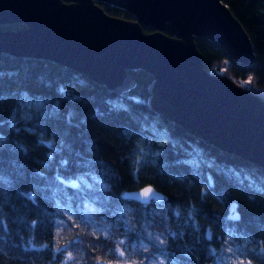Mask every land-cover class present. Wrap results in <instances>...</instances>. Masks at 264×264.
<instances>
[{
  "label": "trees",
  "instance_id": "16d2710c",
  "mask_svg": "<svg viewBox=\"0 0 264 264\" xmlns=\"http://www.w3.org/2000/svg\"><path fill=\"white\" fill-rule=\"evenodd\" d=\"M222 1L227 4L246 31L254 57L250 63L244 64L230 58L216 40L195 35L194 42L202 53L203 66L209 71L221 72L264 95V0ZM97 2L109 13L125 17L133 16L129 10L122 7L101 0ZM6 25L18 26L20 23ZM141 27L144 30L151 28L146 24H141ZM127 70L134 78L137 85L136 91L146 97L148 94L146 86L151 79L150 73L140 67ZM0 72L5 74L0 78V93L11 94L9 100L0 104V119H6L11 109L16 106L15 93L20 92L21 89L48 97L46 89L37 87L39 77L42 75L52 82L53 87L58 80L70 79L76 82L79 79L90 84L97 94L113 96L118 94L117 91L92 80L78 70L44 57L14 55L0 50ZM8 73H18V76L10 77ZM99 106L103 110L102 105ZM134 107L137 111H150L154 114L160 120L161 126L167 129L169 137L178 145V147L167 148L162 157V160L169 162L171 172L184 176L188 181L191 178L190 170L183 166L173 167L171 162L180 159L185 152L198 147L207 157H214L218 164L226 168L231 167L239 171L242 176L248 174L254 182L250 184L245 180L240 183L235 178L218 174L216 169L205 170L206 173L211 172L213 184L210 188L212 199L200 205L203 208L204 217L202 224L210 222V226H218V228L209 227L214 233V239L204 240L205 229L203 228L201 233H198L202 238L201 243H195L193 238L187 235L183 240H169L168 253L182 260L180 248L188 245L198 264H264V166L189 133L181 125L152 108ZM60 109V112L51 116L50 119L59 122L61 129L67 131L68 137L65 138L63 133L57 135V147H60L61 140L65 147L56 154L53 165L66 158L68 169L72 172L92 170L97 175H103L106 181L111 182L113 203H120V190L135 186L125 169H121L124 180L120 182L113 179L111 173L102 166L103 160L94 158L95 148L92 139L99 136L101 139L98 142L103 144L106 136L104 129L97 131L96 128H90L91 124L98 122L99 116L93 117L91 109L82 108L77 103L65 101L63 98H61ZM69 110L74 113L71 118L68 117ZM21 127H24V124H21ZM0 132L9 136L12 141L18 140L25 143L30 153L25 155L8 149L0 151V173L8 177L6 181L0 182V264H95L96 259L112 262L128 261L131 264H141V262L153 264V261H147V254L143 253V248L140 249L141 254H137L136 241L132 240L130 243L122 234L123 229L110 230L99 218H96L99 228L95 224L81 223L77 217L49 203L44 199L43 193H35L40 197L39 202L22 196L21 192L31 191V186L38 182L31 174L32 169L48 171L49 175L53 174L41 163L48 162V150L36 146L35 142L39 133L37 135L17 133L7 128L0 129ZM84 165H88V168ZM197 190L191 187L188 197H194ZM166 191L172 194L175 190L166 189ZM173 198L180 197L176 195ZM133 201L135 199L128 197V204ZM232 203L237 204L238 211L243 217L242 222L230 224L228 221L229 205ZM61 216L63 219L60 218ZM108 223L111 221L109 220ZM259 224L261 227L257 230L255 225ZM227 237L234 239L228 240ZM133 239H139V237ZM209 248L215 250L214 255L209 256ZM149 250L151 251V248ZM157 259L163 261V264H168L165 257L159 253L156 254L155 260Z\"/></svg>",
  "mask_w": 264,
  "mask_h": 264
},
{
  "label": "water",
  "instance_id": "95a60500",
  "mask_svg": "<svg viewBox=\"0 0 264 264\" xmlns=\"http://www.w3.org/2000/svg\"><path fill=\"white\" fill-rule=\"evenodd\" d=\"M132 13L112 14L97 0H0V50L44 57L119 90L128 68L148 71L151 108L189 133L264 166V95L202 63L194 36L216 40L248 64L250 39L222 0H101ZM18 22V26H7ZM141 24L151 26L144 30ZM146 96V97H147ZM139 199L134 188L121 189ZM95 264H131L96 259Z\"/></svg>",
  "mask_w": 264,
  "mask_h": 264
},
{
  "label": "snow or ice",
  "instance_id": "6c2138e0",
  "mask_svg": "<svg viewBox=\"0 0 264 264\" xmlns=\"http://www.w3.org/2000/svg\"><path fill=\"white\" fill-rule=\"evenodd\" d=\"M4 75L3 72H0V78ZM7 75L10 77L18 76V73H8ZM39 82L48 84V86H51L52 83L43 75L39 77ZM76 83L81 85L87 84L86 81L79 79H77ZM136 89L137 85L133 82L121 88L115 96L93 92V95L89 96L88 99L93 103H97L99 100L97 107L93 111V117L105 115L99 105H107L109 114L112 112L117 114L123 112L132 120L137 121L143 129L150 131L156 137L166 139L170 146L178 147L176 142L169 137L167 129L161 126L160 120L154 114L150 111H137L136 107H134L144 106L149 109L151 108V96L145 97L138 93ZM59 92L64 99L71 103H76L82 99L68 92L64 87H61ZM10 96L11 94L0 93V104L9 100ZM15 99L16 106L11 109L6 119H0V129L7 128L12 132H25L31 135H37V133H39L35 142L36 146L48 150V162L41 163L46 170H50L53 173L49 175L48 171L41 172L39 169H32L31 174L38 182L31 186V191L21 192L22 196L26 199L39 202L40 197L35 195V193H43L44 199L49 203L56 205L57 209H63V211L68 212L69 215L77 217L81 223L95 224L97 228H99L100 225L96 223V218H99L105 222V226L110 230L119 231L123 229L122 234L130 243L132 240L136 241L135 250L137 254H141L140 249L143 248V253L147 254V261H154L156 259V254L159 253V255L165 257L168 264H198L193 256L192 249L188 245L181 246L180 253L183 259L180 260L168 253V242L169 240H183L187 235L192 237L195 243H201L202 238L198 233H201L203 228L193 223V216L198 213L199 205L192 209L176 208L174 210L177 224L181 226L179 231L147 235L144 231L133 228L128 222L130 208L127 203L128 195L125 192L122 191L120 193L121 202L114 204L111 198V182L106 181L103 175H97L92 170L72 172L68 169V160L66 158L60 160L58 164L53 165L56 154L61 152L65 145L63 140L60 141V147H57V145L50 140L44 139L46 119L33 122L31 127L27 125L21 127L23 120L32 119V113L28 111L29 109L35 108L38 111L44 112L46 118L57 115L61 110L59 101L54 102L47 96H33L27 91L15 93ZM73 114L74 113L69 110L68 117L71 118ZM53 135H56V133H53ZM5 149L30 155L29 148L25 143L18 140L12 141L9 136L0 132V151ZM90 150L91 147L89 148V151ZM153 163L158 164L159 172L167 173L173 176L175 180L182 183L187 181L184 176L171 172L169 170V162L162 160V158L154 159ZM171 166L187 167L190 170V176L195 184L198 185L203 183L209 194L213 184V176L210 171L206 173L205 170L216 169L218 174L224 177L235 178L240 183H243L245 180L249 181L250 184L254 183L250 175L247 174L246 176H242L239 171L218 164L214 157H207L198 147L193 148L189 152H185L180 159L172 161ZM84 167L88 168V165H84ZM7 179L8 177L0 173V182L6 181ZM41 181H43V183H41ZM188 192H191V187H189ZM137 196L139 199L133 202H140L142 206H147L161 200L160 194L153 192L150 187H144ZM188 212H191V214H186ZM60 218L63 219L62 216ZM239 218L237 204H230L227 217L228 221L230 224H235L239 222ZM109 220L111 223H108ZM69 227H71V225H69ZM145 227H147V224ZM229 235H231V232H229ZM134 237H139V239H133ZM157 237L162 241H167V243H158ZM203 239L206 241L214 239V233L211 228L203 231ZM71 246L72 245H70V247ZM149 248H151V251H144V249ZM214 252V249H208L209 256L214 255ZM113 255L115 254L113 253ZM121 255H123V253H121Z\"/></svg>",
  "mask_w": 264,
  "mask_h": 264
},
{
  "label": "clouds",
  "instance_id": "9594fccd",
  "mask_svg": "<svg viewBox=\"0 0 264 264\" xmlns=\"http://www.w3.org/2000/svg\"><path fill=\"white\" fill-rule=\"evenodd\" d=\"M226 67H231V65H226ZM208 74L215 75V72L210 71ZM37 87L46 89L48 97L59 101V104H61V98H63L59 92L61 87H64L73 95L81 97L82 99L76 103L82 108L91 109L93 112L99 103V100L97 103H93L88 99L94 92L90 84L81 85L66 79L58 80L55 87L52 83L51 86H48V84H41L38 81ZM21 91L26 90L21 89ZM28 93L33 96H41L40 93ZM261 98L264 99V97ZM63 100L68 101L64 98ZM102 108L105 115L99 116L98 122L90 125V128H96L97 131L104 129L106 133L103 144L98 142L101 137L98 136L92 139L90 134V139H92L95 148L94 158L103 160L102 166L111 173L113 179L123 182L124 175L121 169H125L127 176L135 186V190L140 192L144 187H150L153 192L159 193L161 196L160 201L147 206H142L140 202L130 203L129 224L133 228L144 231L147 235L179 231L181 226L177 224L174 210L176 208L192 209L199 205L198 213L193 216V223L200 225L205 230L209 227L218 228V226H210V222L209 224H202V218L204 217L203 208L200 205L212 199L207 188L204 185H196L192 178L181 184L173 176L159 172L158 164L153 163L154 159L164 156L165 150L170 147L169 142L143 129L137 121L132 120L125 113L112 112L109 114L107 105H102ZM28 111L32 113V119L23 120L22 124L31 126L35 121L46 119L44 139L56 144L58 134L63 133L65 138L68 137L67 131L61 129L59 122L50 119V117L46 118L44 112L35 108ZM53 133H56V135H53ZM178 185L179 187H177ZM189 187L198 189L194 197H188ZM166 189H174L175 191L169 194ZM176 195L180 198L174 199L173 197ZM186 214H191V212ZM239 217V222H242L243 217L240 212ZM146 224L147 227H145ZM255 227L260 230L261 225H255ZM227 239L232 240L234 238L227 237ZM157 242L167 243V241H162L158 237ZM144 251L150 250L144 249ZM153 264H163V261L157 259L153 261Z\"/></svg>",
  "mask_w": 264,
  "mask_h": 264
},
{
  "label": "rangeland",
  "instance_id": "374dc122",
  "mask_svg": "<svg viewBox=\"0 0 264 264\" xmlns=\"http://www.w3.org/2000/svg\"><path fill=\"white\" fill-rule=\"evenodd\" d=\"M214 72H218V71H214ZM219 73H221V72H219ZM243 85V84H242ZM248 87V86H247Z\"/></svg>",
  "mask_w": 264,
  "mask_h": 264
},
{
  "label": "bare ground",
  "instance_id": "6f19581e",
  "mask_svg": "<svg viewBox=\"0 0 264 264\" xmlns=\"http://www.w3.org/2000/svg\"><path fill=\"white\" fill-rule=\"evenodd\" d=\"M224 2V1H223Z\"/></svg>",
  "mask_w": 264,
  "mask_h": 264
}]
</instances>
